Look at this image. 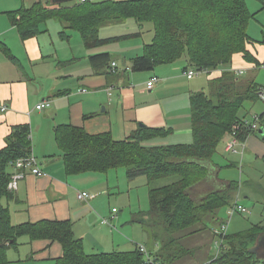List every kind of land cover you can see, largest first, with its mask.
<instances>
[{
    "label": "crops",
    "instance_id": "1",
    "mask_svg": "<svg viewBox=\"0 0 264 264\" xmlns=\"http://www.w3.org/2000/svg\"><path fill=\"white\" fill-rule=\"evenodd\" d=\"M38 2L49 9L55 6L51 0H0V149L7 145V137L15 127L28 126L33 154L45 173L41 177L28 173L18 182L12 200L3 201L9 208L12 224L42 220L69 222L75 236L83 240L84 250L88 254L131 253L143 245L152 257L157 256L162 260V264H214L211 263L214 257L209 252L217 237L216 230L225 221L220 218V212L224 210L226 215L228 209L236 201H240L239 191L230 195L229 205L218 208L215 215L204 218L206 224L213 225L212 237L208 252L199 256V250L202 249L194 246L192 241L203 236L208 226L196 227L199 231L193 234L177 233L174 235L175 241L170 245L169 239L165 242V233L149 229L137 220L149 211L150 204L149 208L140 206L138 209L123 201V210L117 209L114 214L113 202L123 196L118 171L67 174L62 153L56 156L55 128L72 125L83 128L88 134L111 133L114 139L124 140L136 132L140 125L162 127L169 129L170 134L147 145L191 144L193 127L190 98L194 93L207 91L210 81L221 76L222 71L202 73L207 74L206 80L195 77L189 79L187 62L182 59L170 65L159 66L151 72L135 74L132 60L143 55L145 45L149 44L136 47L134 42L138 41L135 38L141 35L127 38L130 46L123 53L115 48L105 49V44L87 48L79 34L80 43L73 49L71 43L76 32L69 31L67 34L70 38L63 40L60 37L63 26L55 24L54 19L43 23L41 33L37 36L23 39L17 27L11 23L8 13L30 9ZM136 24L138 29L134 33L102 36L103 29L117 26L108 25L100 30L99 36L101 39H110L141 33L143 26ZM263 31L264 22L260 25V36L252 39L259 41ZM249 50L259 61L258 66L239 54L234 57L231 67L225 69L244 81L257 83L258 73L264 70L261 68L264 64V46L254 43L249 46ZM104 53L111 57L109 65L91 66L90 56ZM10 56L15 57L18 62L14 63ZM114 62L117 64L115 73L112 71ZM246 74L248 76L244 77ZM152 78H157L158 81L149 89L147 83ZM204 81L206 86H203ZM44 100L51 101V106L43 111L37 110L36 105ZM256 102L262 103L260 99ZM3 106L8 108L4 112L1 111ZM252 107H255V102ZM263 112L264 104L261 109L257 107L255 114ZM219 147L217 156L222 154L219 153ZM224 152H228L226 148ZM241 155L242 158L245 155L264 158V135H259L258 132L248 135ZM215 156L212 162L204 163L208 171L205 180L188 190L193 201L199 202L212 192H225L230 189L231 182H235L221 173L223 169L230 170L239 166L238 163L224 161L225 164H222V159ZM246 164L242 160L240 168H244ZM248 165V169L253 168ZM9 170L11 171L10 167ZM241 174L238 182L241 189H248L251 196L260 195L264 204V194L261 192L264 185H259L250 173ZM125 176L127 181L123 179V182L127 194L138 189V180H145L141 181V186H146L145 197L149 196L147 178L129 180L126 173L124 178ZM83 191L94 197L80 201L77 195ZM244 198L248 199L247 196ZM102 219L108 220L109 224L103 225ZM173 250L177 255L172 259L169 254ZM62 256L63 247L56 240L30 242L28 237H23L17 248L8 250L7 264H55Z\"/></svg>",
    "mask_w": 264,
    "mask_h": 264
},
{
    "label": "trees",
    "instance_id": "2",
    "mask_svg": "<svg viewBox=\"0 0 264 264\" xmlns=\"http://www.w3.org/2000/svg\"><path fill=\"white\" fill-rule=\"evenodd\" d=\"M258 1L264 9V0ZM8 15L23 39L37 36L41 25L54 19L63 26L60 32L63 40L70 38L69 31H74L87 48L141 35L101 39L99 32L108 25L128 20H134L141 27L151 23L153 39L145 45L143 55L132 60L133 72H151L182 59L187 62L186 71L194 69L211 74L221 70V76L210 81L207 91L194 93L190 98L191 144L147 145L166 138L171 132L147 126L139 127L124 140H116L111 133L92 135L80 127L60 125L55 128V141L67 174H104L125 169L129 180L146 177L150 208L137 220L146 226L149 219L151 229L165 233V242L169 239L170 245L175 241V234L199 231L195 228L206 226L205 217L215 215L218 208L230 204V195L241 189L238 182H231L225 192L209 193L199 202L191 199L188 190L205 180L208 171L204 163L213 161L219 145L246 118L240 116L244 104L260 99L261 85L244 81L225 70L239 54L259 65L249 46L254 43L264 46V31L259 41L250 37L248 27L254 15L246 0H75L52 9L38 2L30 9L11 11ZM3 50L6 51L4 47ZM10 57L14 63L18 62ZM110 60L107 53L89 58L93 67L109 65ZM260 122L264 128V112L260 114ZM30 133L28 126L15 127L7 137V145L0 149V264L8 263V250L17 248L23 237H28L30 242L58 241L63 247V256L55 264H146L139 248L131 253H86L83 240L75 236L69 222L42 220L12 224L9 208L3 204L13 198V192L8 190L9 162L32 153ZM248 135L242 127L237 130L240 141H245ZM162 179L171 181L156 186L155 182ZM261 192L264 194V190ZM263 233V222L238 233H227L220 254L211 263L264 264L250 251ZM175 255V250L169 254L172 259ZM152 258L153 264L163 262L157 256Z\"/></svg>",
    "mask_w": 264,
    "mask_h": 264
},
{
    "label": "rangeland",
    "instance_id": "3",
    "mask_svg": "<svg viewBox=\"0 0 264 264\" xmlns=\"http://www.w3.org/2000/svg\"><path fill=\"white\" fill-rule=\"evenodd\" d=\"M73 2H75V1H73ZM73 2H70V3H73ZM246 3L248 4V9H249L250 13L254 15V18L249 23L248 33L251 36V38H258V36H260V25H262L264 22L263 6L258 0H246ZM53 21L55 24L60 25L58 21H56V20H53ZM143 25H144L143 28L140 29V32L142 33L141 36L138 38H135V41L136 40L138 41V42H134V43H136V47L141 46V44L150 43L152 40V37H153V25L151 23H145ZM137 29H138V27H137V24L135 23V21L130 20L126 24L117 25V26H109L108 28L103 29L101 35L102 36L124 35V34H128V33H134L137 31ZM73 35L74 36H73L71 45H72V47H74L73 49H76L80 43L79 42L80 38L78 36V33H75ZM123 40H126V41H123ZM120 41H122V42H120ZM120 41H117L119 43H117V42L116 43H107V44H105L106 46H104V48L105 49L115 48V49H118L121 53L127 51V49H128L127 47L130 46V44H128V42H127L128 40L122 39ZM108 44H110V45H108ZM226 71H230V70H226ZM140 73L141 72L135 73V74H140ZM258 74L259 75H258L257 83L264 88V70H262ZM247 76H248V74H246L244 77H247ZM194 77L196 79L206 80L207 74H199V75H196ZM203 86H206V81H204ZM262 103H263V101H262ZM262 103L261 102H255V107H252L253 102L245 103V105L243 106V108L240 111V116H242V117L246 116V118L250 121L253 120V118L256 115H258V114H255L257 107H258V109L263 108L264 103L263 104ZM226 137L227 138L224 139V141L221 143V145L219 147V153L220 154L222 153V154L218 155V156L216 155L215 158L222 159L221 160L222 164H225L224 161L236 162V163H238L239 166H236L235 168L230 169V170H228L227 168L223 169L221 174L229 176L230 179L235 180V182H239V179L242 176V174H241L242 172L244 174L250 173V174H252V178L255 181H257L258 183H260L259 185H261V184L264 185V158H260V159L258 158L257 159L252 155H248V156L245 155V157L242 158L241 154H242V151L244 148L243 145L237 146V149H238L237 152H224V149L226 148V145L230 141L232 136L227 135ZM32 150H33V147H32ZM60 155H61V152L57 147L56 156H60ZM242 160H244L247 163L244 166V168H240ZM248 164L252 165L253 168L248 169V168H250V166ZM115 171H118L117 173L119 174L120 188L122 190L123 196H122V198L118 199L116 202H113V205H112L113 208L118 209V210L119 209L123 210V208H124L122 206L123 201L131 203L132 205H134V207H137L138 209L140 208V206H147L149 208V204H150L149 196L145 197L146 186L145 185L141 186V181H145V180H138V189H135V192H133L131 194H127L125 192L126 188H125V184L123 182L124 181L123 179L126 180V176L124 178V174L126 173V170L125 169H119V170H113L110 172H115ZM122 175H123V178H122ZM142 177L143 178H141V177H138V178L139 179H146V177H144V176H142ZM138 178H136V179H138ZM226 178H228V177H226ZM170 181H171V179L170 180L162 179V180L156 181L155 183L157 186V185L169 183ZM259 189H261V186ZM245 196H247L248 199H245L244 198ZM240 197H241V199H240V201H238V203L240 205L244 206L249 211L247 214L236 213L233 217H229L228 212L226 215L224 213V210H221V212H220V218L222 220L225 219V221L228 220V224H227L228 225V230H227L228 234L238 233L240 231L247 230L252 225L258 224L260 222L264 223V204L262 203V199L260 198V195H256V197L251 196L248 192V189L243 188V189L239 190V198ZM142 210H145V207H142ZM118 215H120V213H118ZM146 221H147L146 226L151 229V226H152L150 224L151 222L149 221V219H147ZM207 226H208V229L204 231L205 234L203 236L197 237L194 241H192L194 246L196 245L197 247H200V249H202V250H199V252H200L199 256H202L203 254L207 253L208 252L207 249L210 248V237H212L211 230L213 228V225L208 223V224H206V227ZM152 243H154V241ZM218 243H220L219 236L216 237L215 241L213 240V242H212L213 249L209 252V255L213 256L214 258L219 253ZM198 262H200V261H198Z\"/></svg>",
    "mask_w": 264,
    "mask_h": 264
},
{
    "label": "built area",
    "instance_id": "4",
    "mask_svg": "<svg viewBox=\"0 0 264 264\" xmlns=\"http://www.w3.org/2000/svg\"><path fill=\"white\" fill-rule=\"evenodd\" d=\"M84 1L85 0H81V2H84ZM116 66H117V64L115 62L112 63V68H113L112 71L114 73L116 72ZM261 68L264 69V64L262 65ZM202 73H206V72H199L198 70L190 69L189 71H187V77L189 79H191L194 76L202 74ZM157 81H158L157 78H152L147 83L148 88L149 89L153 88L154 84ZM259 97H260V100L264 102V88L261 89ZM50 106H51V101L44 100L41 103L36 105V109L39 111H43L45 109H48ZM7 109L8 108L6 106L1 107V111H3V112L6 111ZM241 127L244 128L246 131H248L249 134L257 133L261 127L260 115L259 114L256 115L253 118V120H251V121L248 120L247 118L242 119L241 123L236 126L234 132L232 133V135H231L232 138L230 139V141L226 145V150L228 152H237V150H238L237 146L238 145H243V147H245V141H240L237 138V130L240 129ZM29 139L31 140V133L29 135ZM242 154H243V151H242ZM9 167L12 171L11 180L8 184V190L10 192H14L17 189L18 182L20 180L24 179L28 173H31L37 177H41V176L45 175V173L42 170L37 158L33 154V150H32V153L27 157H22V158H17V159L11 160L9 162ZM77 197L80 201H86V200H91L94 196L88 192L83 191V192H78ZM247 212H248V210L236 201L234 203V205L232 207H230V209L228 210V215H229V217H233L236 213H247ZM113 213L114 214L117 213V209H113ZM102 224L107 225V224H109V221L106 219H102ZM227 224H228V220L223 222L221 224L220 228L218 230H216V234L220 238V243H218V246H219L218 255L221 252L220 250L222 249V246L224 244L225 236L228 233L227 232V230H228ZM138 248L141 251V253H143V255H144L145 263L146 264H153V258L151 256L150 252L146 249V247L143 245H140ZM257 264H263V263L259 262Z\"/></svg>",
    "mask_w": 264,
    "mask_h": 264
},
{
    "label": "water",
    "instance_id": "5",
    "mask_svg": "<svg viewBox=\"0 0 264 264\" xmlns=\"http://www.w3.org/2000/svg\"><path fill=\"white\" fill-rule=\"evenodd\" d=\"M75 0H51V3L53 5H61V4H67L70 2H73ZM144 125H140V127H143ZM259 135H264V128H260L258 131ZM252 253H254L257 257V259L264 261V233L261 234L254 247L250 250Z\"/></svg>",
    "mask_w": 264,
    "mask_h": 264
}]
</instances>
